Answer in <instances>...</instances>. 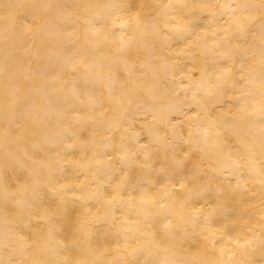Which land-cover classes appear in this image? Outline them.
Wrapping results in <instances>:
<instances>
[{"label":"bare ground","instance_id":"obj_1","mask_svg":"<svg viewBox=\"0 0 264 264\" xmlns=\"http://www.w3.org/2000/svg\"><path fill=\"white\" fill-rule=\"evenodd\" d=\"M0 264H264V0H0Z\"/></svg>","mask_w":264,"mask_h":264},{"label":"snow or ice","instance_id":"obj_2","mask_svg":"<svg viewBox=\"0 0 264 264\" xmlns=\"http://www.w3.org/2000/svg\"><path fill=\"white\" fill-rule=\"evenodd\" d=\"M177 163L179 164V163H181V162H179V161H178ZM181 187L183 188V187H184V185H183V184H181Z\"/></svg>","mask_w":264,"mask_h":264}]
</instances>
